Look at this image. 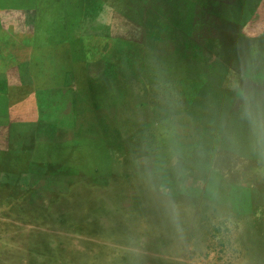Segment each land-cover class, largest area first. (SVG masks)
I'll return each instance as SVG.
<instances>
[{"label": "rangeland", "instance_id": "obj_1", "mask_svg": "<svg viewBox=\"0 0 264 264\" xmlns=\"http://www.w3.org/2000/svg\"><path fill=\"white\" fill-rule=\"evenodd\" d=\"M37 1L0 0V240L19 264H264L245 114L264 118V0H223L219 35H182L197 0H127L125 19L42 0L44 28Z\"/></svg>", "mask_w": 264, "mask_h": 264}, {"label": "crops", "instance_id": "obj_2", "mask_svg": "<svg viewBox=\"0 0 264 264\" xmlns=\"http://www.w3.org/2000/svg\"><path fill=\"white\" fill-rule=\"evenodd\" d=\"M73 1V0H70ZM126 1L127 0H116V5L117 8L120 7L121 5V10L120 8L119 10V16H121V18L125 19L126 18V13H125V7H126ZM237 1V0H236ZM258 1V0H257ZM260 1V0H259ZM51 2H53V6L55 8H58L60 10H62L63 8V1L62 0H51ZM137 4V8H138V12L139 14H141V2L139 0L135 1ZM223 3H228L226 1L223 0H218V1H214V0H197V5L195 7V10L193 11V14L190 16L192 19L191 22L193 23H189L187 24L186 21H183V18H179V23L181 24L182 30L185 29V26L187 25V31H182L184 34L182 35H219L218 33V28H217V24H219V22L221 21L223 15H222V11H221V7ZM238 3V1L236 2ZM248 3H246L245 7L248 6ZM26 7H28V9L30 8H36L37 11V23L41 24V27L44 28V23L42 21V19L44 18L43 15V11H42V0H38L37 1V5H25ZM93 3H88L86 1H82V3H80V21L85 24V25H91V23L94 20V14H91L92 11L94 10L93 7ZM25 7V8H26ZM66 7V5L64 6V8ZM212 7V12L211 10H207V8H211ZM260 7V5H256V7H249L246 11L245 14L243 16H241L242 18L244 17V19L242 21H244V23H250V22H254L256 15L260 12V10H258V8ZM247 8V7H246ZM250 10V11H249ZM121 11V13H120ZM249 11V12H247ZM60 13H62L60 11ZM118 16V17H119ZM232 16L234 17H238V12L232 14ZM117 17V16H115ZM141 19V15L139 16ZM231 18V15L229 16ZM241 18V19H242ZM117 21H119L118 18H116ZM170 22V21H169ZM243 23V24H244ZM208 24H211V26H208ZM34 27V26H33ZM35 28V27H34ZM40 29V27H39ZM33 29L35 32L37 31H43V29ZM177 30H172L171 35H177ZM23 35H32L26 32L22 33ZM90 35H93V33H89ZM80 35H83L80 33ZM87 35V33H86ZM249 35L250 37H252V34H246ZM257 38L260 39H264V32H261V35L257 36ZM11 230V229H8ZM23 230V229H22ZM7 231V229H0V236L1 233ZM16 232H19V228L16 226L15 229ZM92 231V229H91ZM25 255V256H24ZM29 257V254L27 251L21 249H15L13 245H10L9 242H5L0 240V264H19L24 263L22 261L27 260ZM28 262L25 261V264H27Z\"/></svg>", "mask_w": 264, "mask_h": 264}, {"label": "clouds", "instance_id": "obj_3", "mask_svg": "<svg viewBox=\"0 0 264 264\" xmlns=\"http://www.w3.org/2000/svg\"><path fill=\"white\" fill-rule=\"evenodd\" d=\"M245 114L253 126V131L257 137V142L264 146V118L248 108H246Z\"/></svg>", "mask_w": 264, "mask_h": 264}]
</instances>
